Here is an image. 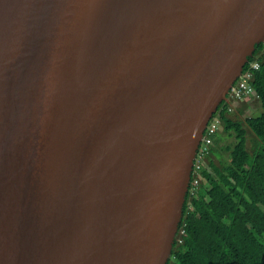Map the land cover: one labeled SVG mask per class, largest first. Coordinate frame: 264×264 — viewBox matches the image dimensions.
Here are the masks:
<instances>
[{"label":"water","instance_id":"water-1","mask_svg":"<svg viewBox=\"0 0 264 264\" xmlns=\"http://www.w3.org/2000/svg\"><path fill=\"white\" fill-rule=\"evenodd\" d=\"M263 41L264 0H0V264H167Z\"/></svg>","mask_w":264,"mask_h":264},{"label":"trees","instance_id":"trees-1","mask_svg":"<svg viewBox=\"0 0 264 264\" xmlns=\"http://www.w3.org/2000/svg\"><path fill=\"white\" fill-rule=\"evenodd\" d=\"M255 62L258 69L252 67ZM247 70L252 72L254 88L249 99L258 100L261 110L250 112L225 101L219 105L209 125L218 119L220 127L205 132L198 151V175H192L167 264H264V41L256 44L244 67ZM221 133L235 137V143L218 144ZM248 135L254 142L252 149ZM223 150L228 160L220 159L218 165L214 156Z\"/></svg>","mask_w":264,"mask_h":264},{"label":"built area","instance_id":"built-area-1","mask_svg":"<svg viewBox=\"0 0 264 264\" xmlns=\"http://www.w3.org/2000/svg\"><path fill=\"white\" fill-rule=\"evenodd\" d=\"M252 67L258 69L259 63L258 62L253 63ZM251 78H252L251 70H247V71L243 70L242 74L237 78L235 83L232 85L231 89L228 92V95L230 93H232V96L237 100L249 99L251 97V95L254 93L253 85L250 82ZM232 107L233 106H231V109H232ZM209 123L206 127V130L208 129V131L210 133H213L216 129H218L220 127V122L218 119L213 120V122L210 125H209ZM206 130H205V132H206ZM205 132L203 135L202 142L204 140ZM206 141L210 142V139H206ZM202 142H201V144H202ZM201 144L199 146V149L201 148ZM199 149H198V151H199ZM200 162H201V159H198V152H197L196 159L194 162L193 171H192V175L194 173L195 177L198 175L197 169L200 166ZM193 183H195L194 185L198 184V180L194 179Z\"/></svg>","mask_w":264,"mask_h":264},{"label":"rangeland","instance_id":"rangeland-1","mask_svg":"<svg viewBox=\"0 0 264 264\" xmlns=\"http://www.w3.org/2000/svg\"><path fill=\"white\" fill-rule=\"evenodd\" d=\"M229 100L231 101L232 104H234L237 108H246L248 109L250 112L253 110L254 112H258L260 111V105H259V101L257 100H237L232 96V93H230L228 95ZM247 101V102H244ZM247 104V105H246ZM230 116L232 118H235V115H233L232 113H230ZM222 129H223V125H222ZM252 132V131H251ZM250 131H248V133L252 134ZM220 134H218L219 137ZM221 139L222 141L218 142V144L220 143V145H223V147H225L226 145H233L235 143V137L227 135L226 133H221ZM254 145L253 139L251 135H248V147L250 149H252ZM221 148V146H220ZM220 159L222 160H228V152L226 150H223V154L220 155L219 157L214 156V160L216 161V163L219 165L220 164Z\"/></svg>","mask_w":264,"mask_h":264},{"label":"clouds","instance_id":"clouds-1","mask_svg":"<svg viewBox=\"0 0 264 264\" xmlns=\"http://www.w3.org/2000/svg\"><path fill=\"white\" fill-rule=\"evenodd\" d=\"M229 101H230V100H229ZM229 103H231V101H230ZM213 116H214V115H213ZM211 119H212V118H211ZM211 119H210V121H211ZM210 121H209V122H210ZM191 179H192V177H191ZM190 183H191V182H190Z\"/></svg>","mask_w":264,"mask_h":264}]
</instances>
